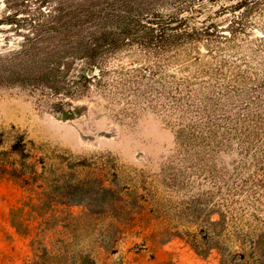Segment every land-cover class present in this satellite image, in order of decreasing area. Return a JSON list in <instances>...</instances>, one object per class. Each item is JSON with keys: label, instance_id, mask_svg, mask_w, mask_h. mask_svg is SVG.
Returning <instances> with one entry per match:
<instances>
[{"label": "rangeland", "instance_id": "rangeland-1", "mask_svg": "<svg viewBox=\"0 0 264 264\" xmlns=\"http://www.w3.org/2000/svg\"><path fill=\"white\" fill-rule=\"evenodd\" d=\"M241 1L145 0L208 36L120 51L70 118L0 89V166L32 182L0 179V264H264V0ZM21 42L0 25V55Z\"/></svg>", "mask_w": 264, "mask_h": 264}, {"label": "trees", "instance_id": "trees-1", "mask_svg": "<svg viewBox=\"0 0 264 264\" xmlns=\"http://www.w3.org/2000/svg\"><path fill=\"white\" fill-rule=\"evenodd\" d=\"M144 1L64 0L58 12H41L40 18L7 17L0 25L13 28L22 42L0 55V89L22 90L50 112L70 118L68 102L102 86L104 64L120 51L134 46L165 50L208 36L194 33L182 17L190 4L178 5L170 15H145ZM250 2L242 0L234 8L242 10ZM5 177L32 184L18 170L0 166V179Z\"/></svg>", "mask_w": 264, "mask_h": 264}]
</instances>
